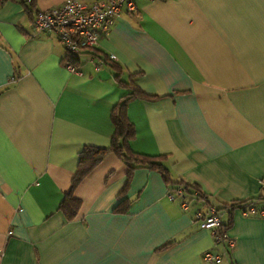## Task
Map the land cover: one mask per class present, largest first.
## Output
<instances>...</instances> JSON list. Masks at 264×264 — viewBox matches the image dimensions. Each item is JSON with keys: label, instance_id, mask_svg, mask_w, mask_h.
Here are the masks:
<instances>
[{"label": "crops", "instance_id": "crops-1", "mask_svg": "<svg viewBox=\"0 0 264 264\" xmlns=\"http://www.w3.org/2000/svg\"><path fill=\"white\" fill-rule=\"evenodd\" d=\"M64 1L35 0L34 9ZM136 7L99 40L116 69L81 63L75 73L19 2L0 7V264H207L205 252H227L195 220L200 202L183 211L158 171L128 180L112 154L75 187L76 217L58 211L80 152L109 146L127 85L145 97L126 105L134 153L165 157L170 181L196 185L216 208L261 195L264 0ZM221 219L234 247L217 264H264V218L236 209Z\"/></svg>", "mask_w": 264, "mask_h": 264}, {"label": "built area", "instance_id": "built-area-1", "mask_svg": "<svg viewBox=\"0 0 264 264\" xmlns=\"http://www.w3.org/2000/svg\"><path fill=\"white\" fill-rule=\"evenodd\" d=\"M137 1L139 0H94L91 4H82L75 0H67L57 7L37 11L31 24L32 30L34 34L53 36L62 47L65 56L77 59L80 64H91L97 70L102 62L94 58L92 53L97 49L99 40L108 34L115 19L122 12L128 16L136 14ZM107 58L115 61L113 56ZM65 68L73 73L77 71L71 64H67ZM260 191L264 196L263 181L260 182ZM166 196L169 201H177L183 211L192 201L196 200L203 204L206 199L202 197L197 200L195 195L188 196L181 189L168 190ZM238 211L243 217L264 218V209H257L252 203L240 207ZM221 218L222 214L210 206H205L204 210H198L195 214V220L200 223L203 230L209 231L215 244L225 243L226 254L232 250L234 242L226 237V232L221 231ZM223 255L205 252L202 258L207 264H217L221 262Z\"/></svg>", "mask_w": 264, "mask_h": 264}, {"label": "trees", "instance_id": "trees-1", "mask_svg": "<svg viewBox=\"0 0 264 264\" xmlns=\"http://www.w3.org/2000/svg\"><path fill=\"white\" fill-rule=\"evenodd\" d=\"M8 1L19 2L23 6L24 11L30 15L31 21H33V17L36 14V11L34 9L35 0H0V7ZM92 55L103 64L116 69L113 62L108 60L106 56L101 55L97 51V49L92 53ZM62 63L64 66H66L67 64H71L76 68L80 65L77 59L70 56H65ZM127 86L131 89V92L122 97L120 101L114 106L111 112L110 120L113 125L114 132L112 137L110 138L109 146L106 149L86 147L79 154L80 161L77 171L71 180L69 191L64 195V198L58 207V211L63 214L64 218L67 221H71L76 217L80 207L79 200L75 199L72 195L75 187L97 164L101 162V160L107 154L114 155L117 159L124 163V165L127 167L128 180L134 170L139 168H147L150 170L158 171L162 175L164 180L170 183V186L168 187L169 190L181 189L188 196L195 195L197 200L205 197V202L203 204L201 203L202 208L200 210H204L205 206H210L215 208L217 212H220L222 216L224 214L228 217H231L232 213L236 209H239L240 207H243L248 203L254 204L257 209H264V196L262 195L247 201H236L232 204L223 205L222 207L216 208L209 203L208 197L196 185H190L183 182L172 183L169 179L168 171L163 164L165 157L147 156L134 153L130 148V144L134 140L135 130L133 125L128 120L126 114V105L129 101L137 98L144 99L145 97L137 89L131 87V85ZM195 202L198 201L195 200ZM120 206L121 204L116 209H120ZM228 227L229 224L222 222L221 231L227 232ZM230 264H233V262H230Z\"/></svg>", "mask_w": 264, "mask_h": 264}]
</instances>
